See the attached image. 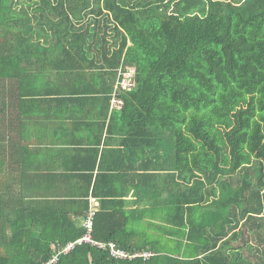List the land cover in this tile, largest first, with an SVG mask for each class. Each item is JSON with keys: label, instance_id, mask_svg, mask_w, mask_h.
I'll list each match as a JSON object with an SVG mask.
<instances>
[{"label": "trees", "instance_id": "16d2710c", "mask_svg": "<svg viewBox=\"0 0 264 264\" xmlns=\"http://www.w3.org/2000/svg\"><path fill=\"white\" fill-rule=\"evenodd\" d=\"M26 1L31 13L0 0V61L56 57L66 45L59 61L112 68L109 100L121 65L136 67L137 87L112 119L122 122L127 147H149L150 217L162 215L150 231L168 239L161 248L102 202L96 241L156 255L114 260L84 243L57 264H264V0ZM32 22L42 31H25ZM41 37L54 48L40 52ZM160 173L163 189L154 182ZM83 197L22 201L19 211L0 194V264H45L80 239Z\"/></svg>", "mask_w": 264, "mask_h": 264}, {"label": "crops", "instance_id": "0c3cea01", "mask_svg": "<svg viewBox=\"0 0 264 264\" xmlns=\"http://www.w3.org/2000/svg\"><path fill=\"white\" fill-rule=\"evenodd\" d=\"M16 1L21 3L14 11L32 12L29 1ZM42 29L35 22L24 27L28 33ZM41 38L39 51L51 50L54 44ZM65 47L61 44L56 57L0 61V194L16 200L20 211L22 201L62 205L88 193L89 210L98 212L104 202L129 215L126 222L122 214L120 225L149 233L162 218L150 217L149 147H127L122 122L112 119L120 112L110 109L112 68L101 69L103 61H59ZM154 182L163 189L165 174ZM84 220L77 221L83 226Z\"/></svg>", "mask_w": 264, "mask_h": 264}, {"label": "built area", "instance_id": "2783aa9c", "mask_svg": "<svg viewBox=\"0 0 264 264\" xmlns=\"http://www.w3.org/2000/svg\"><path fill=\"white\" fill-rule=\"evenodd\" d=\"M137 87V69L134 66L122 64L118 70V78L114 87V91L110 98L111 111H120L123 109L125 102L122 95L126 92L135 90ZM96 210L90 209L85 217L83 227L85 234L75 242L69 243L63 250L54 253L53 257L45 264H57L59 256L62 253H69L77 245L90 244L100 249L109 252V255L114 260L134 261L137 259L150 260L156 255L152 250L130 251L119 247L115 242H99L93 238L94 223Z\"/></svg>", "mask_w": 264, "mask_h": 264}, {"label": "rangeland", "instance_id": "374dc122", "mask_svg": "<svg viewBox=\"0 0 264 264\" xmlns=\"http://www.w3.org/2000/svg\"><path fill=\"white\" fill-rule=\"evenodd\" d=\"M3 37H1V39H2ZM168 140H169V138H167ZM148 235L150 236V238H152V239H160V247L161 248H164V249H166L167 248V246H168V241H167V239L166 238H163L162 236H160V235H158V234H156V232L154 231V230H152V231H150L149 233H148ZM80 264H82V263H80ZM83 264H85V263H83Z\"/></svg>", "mask_w": 264, "mask_h": 264}]
</instances>
